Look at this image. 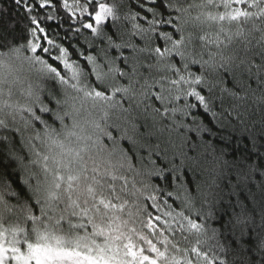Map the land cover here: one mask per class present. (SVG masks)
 Returning a JSON list of instances; mask_svg holds the SVG:
<instances>
[{
    "label": "snow or ice",
    "instance_id": "6c2138e0",
    "mask_svg": "<svg viewBox=\"0 0 264 264\" xmlns=\"http://www.w3.org/2000/svg\"><path fill=\"white\" fill-rule=\"evenodd\" d=\"M5 2L0 264H264V115L239 111L264 113V0ZM232 170L260 198L222 240Z\"/></svg>",
    "mask_w": 264,
    "mask_h": 264
},
{
    "label": "trees",
    "instance_id": "16d2710c",
    "mask_svg": "<svg viewBox=\"0 0 264 264\" xmlns=\"http://www.w3.org/2000/svg\"><path fill=\"white\" fill-rule=\"evenodd\" d=\"M105 2L112 3L113 0H105ZM0 6L5 8L13 7L10 2H5V0H0ZM222 10L223 9H221V11ZM13 15H15V13H13ZM109 22H111V18H109ZM167 27L169 30H172L171 25H168ZM26 54L31 55L30 52ZM21 76L26 77L25 86L28 82L35 80L34 74L28 72L26 67L21 71ZM239 111L243 113L242 119L250 127L255 124L257 129L259 128V121L264 113H261L258 109L254 110L253 107H249L248 111L246 112L244 108L241 107ZM209 119H211V117H209ZM232 123H238L235 113H233ZM250 146L251 145L249 144V147ZM229 159H231L230 156ZM253 163L255 164L257 161L253 160ZM13 168L14 164L7 161L5 159L4 153L0 152V170L5 171L6 174H8L10 178L15 180L18 184L19 174L13 172ZM189 178L193 180L204 179L200 177H194L192 174H189ZM259 179V176L246 177L243 175H238L236 170H232L231 172L226 171L225 175L217 181L218 186L214 189H211L214 195L209 196L210 203L205 205V209L211 212V215L207 218V225L209 229L215 228L218 231L223 232L224 235L221 236L222 240H225L226 237L231 235L230 231H224L223 225L228 224L236 214H239L242 211V207L251 208L255 206L252 199L250 198V193H255L257 201L259 200L260 192L259 188L257 187ZM20 188H23V185H20ZM204 191L208 192L210 189L205 186ZM197 207H199V204H197ZM258 222L259 217L257 216V223ZM232 258V256H229L230 260Z\"/></svg>",
    "mask_w": 264,
    "mask_h": 264
}]
</instances>
